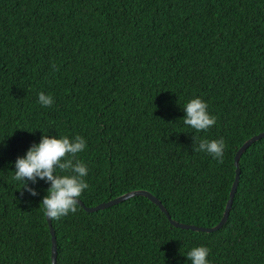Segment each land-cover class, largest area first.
Listing matches in <instances>:
<instances>
[{
	"label": "trees",
	"instance_id": "1",
	"mask_svg": "<svg viewBox=\"0 0 264 264\" xmlns=\"http://www.w3.org/2000/svg\"><path fill=\"white\" fill-rule=\"evenodd\" d=\"M197 96L217 117L206 131L183 122ZM263 131L264 0H0V264H51L50 183L28 181L32 196L14 179L43 135L85 138V205L144 189L175 220L211 227L237 150ZM194 137L223 138V163L194 151ZM240 168L220 229L176 227L141 195L78 204L52 219L57 264H191L198 246L209 264H264V137Z\"/></svg>",
	"mask_w": 264,
	"mask_h": 264
},
{
	"label": "clouds",
	"instance_id": "2",
	"mask_svg": "<svg viewBox=\"0 0 264 264\" xmlns=\"http://www.w3.org/2000/svg\"><path fill=\"white\" fill-rule=\"evenodd\" d=\"M55 68V65H53ZM38 102L44 107L54 103L52 95L41 91ZM183 117L184 124L197 132L206 131L214 126L217 117L208 112V104L201 98H192L186 103ZM87 142L81 135L70 138L64 136L43 135L41 141L34 143L25 156L18 157L15 161V177L23 181L26 191L32 196L38 195L35 188L29 186L28 181L36 183L37 178L50 183L47 195L41 202L44 214L53 219H60L69 213H75L80 203L79 198L83 191L89 188L85 177L88 175L87 165L78 158V154L85 150ZM194 151L206 152L213 156L219 163H223L226 144L223 138L201 139L197 142L194 137ZM23 194V193H22ZM210 249L205 246L193 247L187 257L191 264H209L207 259Z\"/></svg>",
	"mask_w": 264,
	"mask_h": 264
},
{
	"label": "water",
	"instance_id": "3",
	"mask_svg": "<svg viewBox=\"0 0 264 264\" xmlns=\"http://www.w3.org/2000/svg\"><path fill=\"white\" fill-rule=\"evenodd\" d=\"M264 137V131L256 134L254 136H252L251 138H249L248 140H246L241 146L240 148L237 150L236 155H235V165H236V175H235V179L233 181L231 190H230V194H229V198L223 213V216L220 220V222L218 224H216L215 226H211V227H203V226H198V225H194V224H187V223H183L180 222L178 220H175L171 214L169 213V211L167 210V208L165 207V205L162 203V201L155 196L153 193H151L148 190H144V189H140V190H132L129 191L127 193H124L120 196H117L109 201H105L102 202L96 206H87L85 205V203L83 202V200H81L79 198V204H81L87 211H98L100 209H105L107 207H110L112 205H115L117 203H120L126 199H129L131 197L134 196H146L148 197L152 202H154L155 204H157L159 206V208L162 210V212L165 213L166 217L168 218V220L170 221V223L176 227H180V228H184V229H192V230H197V231H216L218 229H220L229 219V215H230V211L232 209V205L234 202V198L238 189V185L240 182V176H241V168H240V159L241 156L243 155V153L257 140L261 139ZM47 220L49 222L50 225V232L52 235V247H51V264H57V260H58V243H57V236L55 233V230L52 226V219L47 217Z\"/></svg>",
	"mask_w": 264,
	"mask_h": 264
}]
</instances>
